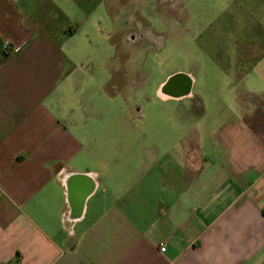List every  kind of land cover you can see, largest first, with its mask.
<instances>
[{"label":"crops","instance_id":"1","mask_svg":"<svg viewBox=\"0 0 264 264\" xmlns=\"http://www.w3.org/2000/svg\"><path fill=\"white\" fill-rule=\"evenodd\" d=\"M91 9L92 0H0V264H264V0H247L262 36L246 77L263 100L248 105L238 89L234 118L221 116L210 145L183 140L176 183H140V170L124 169L137 147L119 155L121 169L94 147L108 110L88 105L67 50ZM119 61L130 71L112 67L101 83L112 103L129 78L140 81L137 56Z\"/></svg>","mask_w":264,"mask_h":264},{"label":"rangeland","instance_id":"2","mask_svg":"<svg viewBox=\"0 0 264 264\" xmlns=\"http://www.w3.org/2000/svg\"><path fill=\"white\" fill-rule=\"evenodd\" d=\"M99 3L108 10L103 6L95 9ZM109 11L115 15L110 16ZM82 19L87 21L86 27H78L67 50L78 62L76 77L85 85L88 105L108 110L106 127L97 131L96 125L92 130L94 147L117 161L119 155L130 156V148L137 147L134 151L139 160L124 169L140 170L136 176L140 183L151 174L156 182L157 177H164L176 183L174 179L183 174L181 156L186 153L181 142L200 137L211 143L221 116L234 118L231 109L237 107L238 89L242 95L247 92L248 105L251 100L256 104L263 100L247 90L246 77L252 66L248 59L257 55L254 41L258 43L262 36L261 27L247 13V0H92L91 14ZM120 26L122 30L116 34L113 30ZM129 27L155 44L125 45L122 38ZM251 27L254 31L250 32ZM110 33L116 34L112 38L118 47L108 39ZM247 45L251 47L247 49ZM120 55H140L139 66L145 69L140 71L147 72L148 79L133 83L129 78L130 88L114 94L112 103L101 83L110 77L112 67L121 64L126 73L130 71L132 64L119 63ZM179 73L189 77L191 94L181 99L162 95L159 87ZM256 121L258 115L253 118ZM195 151L189 146L187 154ZM127 161L125 158L124 163ZM118 163L121 169V161Z\"/></svg>","mask_w":264,"mask_h":264},{"label":"flooded vegetation","instance_id":"3","mask_svg":"<svg viewBox=\"0 0 264 264\" xmlns=\"http://www.w3.org/2000/svg\"><path fill=\"white\" fill-rule=\"evenodd\" d=\"M147 39H149V41ZM122 40H123L125 45H131L135 48H139V47L143 46V44H145V43H151V44L154 43V42L150 41L151 40L150 38H144V34L141 35L133 27H129L128 29L127 28L125 29ZM160 47H162V46H159V48ZM139 56L140 55L137 56L138 59L141 58V56H140V58H139ZM141 68H142V70H145V69H143L144 67H141L138 65V69H136L135 75H136V77H138V79L142 78L141 80L143 83V82H146L148 77L145 74L147 72H145V71L141 72L140 71ZM187 82L189 83V81H187V79H184L182 77H178L176 79H170V80H167L165 83H163L159 87V90L163 94L168 95L171 98H180L182 95L187 94L185 92L186 87L188 85Z\"/></svg>","mask_w":264,"mask_h":264},{"label":"water","instance_id":"4","mask_svg":"<svg viewBox=\"0 0 264 264\" xmlns=\"http://www.w3.org/2000/svg\"><path fill=\"white\" fill-rule=\"evenodd\" d=\"M178 77H182V78H184V79H187V81H189V83H188V85H187V87H186V93L190 90V88H191V84H190V79H189V77L187 76V75H184V74H175V75H172L171 77H169V79L168 80H170V79H176V78H178Z\"/></svg>","mask_w":264,"mask_h":264},{"label":"built area","instance_id":"5","mask_svg":"<svg viewBox=\"0 0 264 264\" xmlns=\"http://www.w3.org/2000/svg\"><path fill=\"white\" fill-rule=\"evenodd\" d=\"M166 245L165 244H161V246H160V250L162 251V252H165L166 251Z\"/></svg>","mask_w":264,"mask_h":264},{"label":"trees","instance_id":"6","mask_svg":"<svg viewBox=\"0 0 264 264\" xmlns=\"http://www.w3.org/2000/svg\"><path fill=\"white\" fill-rule=\"evenodd\" d=\"M259 121H257L258 124L262 125V119L258 116ZM250 123L253 125V121H250Z\"/></svg>","mask_w":264,"mask_h":264}]
</instances>
